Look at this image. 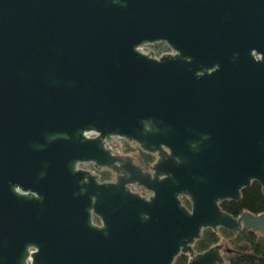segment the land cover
<instances>
[{
    "label": "water",
    "instance_id": "obj_1",
    "mask_svg": "<svg viewBox=\"0 0 264 264\" xmlns=\"http://www.w3.org/2000/svg\"><path fill=\"white\" fill-rule=\"evenodd\" d=\"M157 43L173 53L138 50ZM252 182L264 195V0H0V264H223L226 241L192 245L264 233L219 205Z\"/></svg>",
    "mask_w": 264,
    "mask_h": 264
},
{
    "label": "trees",
    "instance_id": "obj_2",
    "mask_svg": "<svg viewBox=\"0 0 264 264\" xmlns=\"http://www.w3.org/2000/svg\"><path fill=\"white\" fill-rule=\"evenodd\" d=\"M139 159L142 164L147 165L152 162L149 154L140 152ZM107 175L102 174V179ZM182 203L189 207V201L182 198ZM220 208L227 214L236 217L242 212L254 215L264 212V195L261 187L252 182L248 188L241 190L240 199L237 202H220ZM221 240L229 241V253L224 255L223 264H264V245L256 242V235L250 230H240L237 233L218 228L213 231L209 228L202 230L201 237L192 245L195 254L202 253L207 249L218 246ZM188 254H179L173 264H186L189 261Z\"/></svg>",
    "mask_w": 264,
    "mask_h": 264
},
{
    "label": "flooded vegetation",
    "instance_id": "obj_3",
    "mask_svg": "<svg viewBox=\"0 0 264 264\" xmlns=\"http://www.w3.org/2000/svg\"><path fill=\"white\" fill-rule=\"evenodd\" d=\"M113 144H114V142L112 143V145L109 147V148H111L112 146H113ZM135 145V144H134ZM137 146V145H136ZM138 147V146H137ZM139 148V147H138ZM140 152H142V153H145V152H143L140 148L138 149V154H137V156L135 157V158H132V157H130V158H132L133 159V162H134V164L135 165H138L141 169H143L144 171H146V172H151V167L153 166V164L157 161V159H158V157H157V155H153V154H149L150 156H151V158H152V162L151 163H149V164H147V165H144V164H142V162H141V160L139 159V156H140ZM113 153V152H112ZM114 155H116V156H124V155H118V154H115V153H113ZM145 154H148V153H145ZM124 157H129V156H124ZM87 164H91V163H86V164H80L78 167L80 168V169H83V170H86V171H89L90 173H92L93 175H95L94 174V172L96 171V170H100V169H96V168H94V165L93 164H91V169L89 170V169H86L84 166L85 165H87ZM101 169H105V168H101ZM106 170H109V169H106ZM109 171H111V170H109ZM112 172V171H111ZM113 173V175H114V179H111L110 178V176H109V174L108 173H103V174H106L107 176L105 177V179H102V176L101 177H97L96 175V177H97V180L100 182V183H110V182H114L115 181V177H116V175H115V173L114 172H112ZM131 190L132 191H134V192H137V193H139L140 195H142V196H145V197H149L150 196V193H148L147 191H145L143 188H140V187H137L136 185H132L131 187ZM243 213V212H242ZM264 213V212H263ZM241 214V213H240ZM239 214V215H240ZM260 214H262V213H260ZM260 214H257V215H260ZM238 215V216H239ZM254 215V214H253ZM257 215H254V216H257ZM250 231H252V230H250ZM253 233H255V235H256V241H257V239L258 238H264V233H262V232H259V231H252ZM262 245H264V243L262 244ZM219 246V245H218ZM219 248H220V254H221V256H222V258H223V260H224V255H226L227 253H229V249H227V250H222V248H221V246H219ZM224 263V262H223Z\"/></svg>",
    "mask_w": 264,
    "mask_h": 264
},
{
    "label": "rangeland",
    "instance_id": "obj_4",
    "mask_svg": "<svg viewBox=\"0 0 264 264\" xmlns=\"http://www.w3.org/2000/svg\"><path fill=\"white\" fill-rule=\"evenodd\" d=\"M167 46L163 43H157L148 46V49L155 52L156 54L162 52L165 50ZM113 146L110 148L111 152L118 154V155H124L129 156L132 158H135L138 154V147L134 144H130L127 141L120 139V138H113ZM86 169H91V164H87L84 166ZM103 173H108L111 179H114V175L111 171L106 169H100L96 170L94 174L99 178L102 176ZM225 241V240H224ZM226 246L229 249V241H226Z\"/></svg>",
    "mask_w": 264,
    "mask_h": 264
},
{
    "label": "built area",
    "instance_id": "obj_5",
    "mask_svg": "<svg viewBox=\"0 0 264 264\" xmlns=\"http://www.w3.org/2000/svg\"><path fill=\"white\" fill-rule=\"evenodd\" d=\"M148 46H150V45H147V46H141V47L138 48V50H139L140 52L144 53V54H148L149 52H152V55H153L155 58H158V57H160V56H162V55L172 54V53H173L168 47H166L164 51H162V52L156 54L155 52L149 50V49H148Z\"/></svg>",
    "mask_w": 264,
    "mask_h": 264
}]
</instances>
